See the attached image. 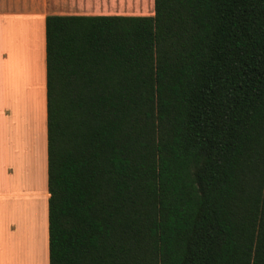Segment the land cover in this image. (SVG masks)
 I'll list each match as a JSON object with an SVG mask.
<instances>
[{"label":"trees","instance_id":"16d2710c","mask_svg":"<svg viewBox=\"0 0 264 264\" xmlns=\"http://www.w3.org/2000/svg\"><path fill=\"white\" fill-rule=\"evenodd\" d=\"M48 264H264V0L45 18Z\"/></svg>","mask_w":264,"mask_h":264},{"label":"crops","instance_id":"0c3cea01","mask_svg":"<svg viewBox=\"0 0 264 264\" xmlns=\"http://www.w3.org/2000/svg\"><path fill=\"white\" fill-rule=\"evenodd\" d=\"M151 4L0 0V244L7 257L15 245L16 264H48L45 18L146 16Z\"/></svg>","mask_w":264,"mask_h":264},{"label":"rangeland","instance_id":"374dc122","mask_svg":"<svg viewBox=\"0 0 264 264\" xmlns=\"http://www.w3.org/2000/svg\"><path fill=\"white\" fill-rule=\"evenodd\" d=\"M118 8L121 6H117ZM127 6H123V8H126ZM130 7V6H129ZM153 9V4H151V7ZM135 9L137 8H133L129 11V13H136V14H140L139 11H135ZM150 9L151 11L149 13H144L146 16H152L153 15V10ZM121 12H124V10H120V9H116L115 13H121ZM125 12H127L125 10ZM0 47H3L1 44H0ZM5 47V46H4ZM3 47V48H4ZM1 105V103H0ZM1 107V106H0ZM14 246L15 245H12L11 248H10V254H8L9 256L7 257V253H6V250L2 248L1 244H0V264H16V255L15 253L12 251L14 249ZM7 258H10V260L7 262ZM18 259V258H17ZM28 259L29 256H28ZM2 260V261H1ZM40 259L37 257L34 258V264H36ZM36 262V263H35ZM28 264H30V260L28 261Z\"/></svg>","mask_w":264,"mask_h":264}]
</instances>
